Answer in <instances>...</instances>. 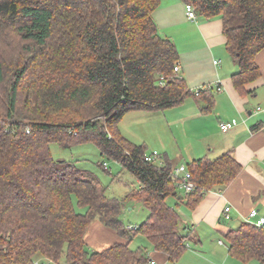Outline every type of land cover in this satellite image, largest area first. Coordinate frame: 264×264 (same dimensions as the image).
I'll return each instance as SVG.
<instances>
[{
    "label": "trees",
    "instance_id": "1",
    "mask_svg": "<svg viewBox=\"0 0 264 264\" xmlns=\"http://www.w3.org/2000/svg\"><path fill=\"white\" fill-rule=\"evenodd\" d=\"M182 1L206 18L221 17L226 51L238 66L232 84L248 93L246 85L260 76L255 58L264 49V0ZM159 3L0 0V44L15 46L12 54L0 53V264H148L149 250L130 246L138 234L171 262L187 248L181 213L168 202L177 195L172 166L146 162L145 145L118 127L128 111L172 108L188 96L205 101L203 110L213 105V90L195 94L174 70L179 52L153 18ZM86 141L129 171L138 188L110 197L94 173L50 153L51 142ZM185 166L196 185L179 198L189 209L241 170L230 152ZM131 197L148 210L134 229L120 218ZM95 218L126 242L89 248L85 234ZM223 240L240 263L264 264V228L242 220Z\"/></svg>",
    "mask_w": 264,
    "mask_h": 264
},
{
    "label": "crops",
    "instance_id": "2",
    "mask_svg": "<svg viewBox=\"0 0 264 264\" xmlns=\"http://www.w3.org/2000/svg\"><path fill=\"white\" fill-rule=\"evenodd\" d=\"M153 18L159 32L174 42L179 52V73L189 89L209 87L213 90L214 100L210 109L203 110L205 101L188 96L192 97L193 103L188 104V110L175 121L180 125L187 122L197 143L191 147L190 139L189 145L185 143L181 148L177 145L175 151L165 148L160 155L161 163L166 160L175 168L199 157L212 159L230 152L241 165V170L229 185L220 192L208 191L193 209L179 200L183 191L177 187V195L168 198V202L180 211L181 226L188 237L202 245L208 241V234L216 236V233H221L223 237L228 228H234L228 226L230 220L222 217L226 204L231 205V220H237L236 226L251 208L264 214V49L255 58L260 76L248 83V93L241 95L231 81V75L238 66L226 51L220 16L206 18L196 13L194 18H189L182 0H160L153 11ZM226 121H232L234 126L222 131L220 123ZM202 236H205L204 242H201ZM118 237L115 230L95 218L87 229L85 242L89 248L100 251L114 242H126V239ZM210 242L202 249L192 248L187 243V248L175 262L169 261L161 252L153 250L149 254L151 260L159 264L240 263L231 257L224 240H214L213 237Z\"/></svg>",
    "mask_w": 264,
    "mask_h": 264
},
{
    "label": "rangeland",
    "instance_id": "3",
    "mask_svg": "<svg viewBox=\"0 0 264 264\" xmlns=\"http://www.w3.org/2000/svg\"><path fill=\"white\" fill-rule=\"evenodd\" d=\"M13 48H15V46L5 48L0 44V53L6 51V54H12ZM221 61H223L222 58ZM192 100V97H188L184 102L175 107L159 111H128L124 114L118 124L119 130L121 134L130 141L145 145L146 152L148 153L156 150L159 155H162V151L165 148H170L169 150L175 151L177 150V145L180 148L181 146L183 147L185 143L186 145H189L190 139L191 147L194 148L197 140L196 137H193L194 135L192 134L194 133L191 128L187 126V122L180 125V122L175 121L180 114L185 113L188 110V104H192ZM49 149L54 159H63L75 163L77 166L94 173L101 184L105 186L106 194L110 197L121 199L129 191L138 188V183L133 175L129 171L123 169L116 160L102 155L99 147L93 141L75 143L68 147H63L56 142H51L49 144ZM160 162L159 156L154 159L155 164L160 165ZM75 208L80 212L85 211L84 207L76 206ZM147 215L148 210L142 202L138 198L131 197L124 201V208L120 213V218L125 224L139 225L146 219ZM227 223L228 226L235 227L237 225V220H230ZM213 237L214 240L220 239L223 241L222 234L216 233V236H210V234H208V241H205V236H202L201 242L202 240L203 242L205 241L202 245L193 241L190 237L187 238V243L192 248L202 249L201 247L203 245L206 246L211 243L210 239ZM118 238H120V236ZM120 239L122 240V238ZM130 246L133 248L137 246H145L149 252L153 251L151 243L141 234L133 237ZM61 263H64L63 260H60L58 263L51 260H43V264ZM148 264H150V262ZM154 264H159V262L155 261ZM239 264L257 263L256 261H249L247 263Z\"/></svg>",
    "mask_w": 264,
    "mask_h": 264
},
{
    "label": "built area",
    "instance_id": "4",
    "mask_svg": "<svg viewBox=\"0 0 264 264\" xmlns=\"http://www.w3.org/2000/svg\"><path fill=\"white\" fill-rule=\"evenodd\" d=\"M185 13H186L187 17H189V18H194L196 16V13L194 11L193 6L189 3H185ZM214 62L217 63V60H215ZM174 70L175 71L180 70L179 64H176L174 66ZM217 89H219V87ZM194 93L197 94L198 89L194 90ZM233 126H234V123L232 121H226V122L220 123V129L222 131H227V130L231 129ZM158 156L160 157L159 153L156 150H153L150 153L145 152L143 154L142 158L146 162H154V159ZM160 164H162V163L160 162ZM171 177H172V180L175 182V186L177 188L181 189L183 191V193H185V194L193 192L196 188L195 183L190 179L191 173L189 172V170H187L185 164H180V165L176 166L175 168H173V170L171 172ZM222 217L224 220H227V221L232 219L231 205L226 204L223 207ZM243 219H244V221L249 222V223L255 225L256 227L264 228V214H260L258 209H256V208H251ZM126 227L128 229H134L135 228V226L132 224H127ZM150 263L153 264L154 261L151 260ZM34 264H38V263L35 262Z\"/></svg>",
    "mask_w": 264,
    "mask_h": 264
}]
</instances>
